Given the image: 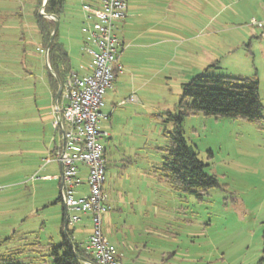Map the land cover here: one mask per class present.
I'll return each instance as SVG.
<instances>
[{
    "label": "rangeland",
    "instance_id": "rangeland-1",
    "mask_svg": "<svg viewBox=\"0 0 264 264\" xmlns=\"http://www.w3.org/2000/svg\"><path fill=\"white\" fill-rule=\"evenodd\" d=\"M85 1L65 0L58 18V39L76 73L83 65ZM172 1L170 15L156 19L166 3L143 0L131 26H116L120 38L125 30L132 40L125 57L137 71H126L125 94L110 103L104 98V113H116L99 124L111 134L102 138L109 207L103 234L124 264H264V121L186 117L184 137L219 184L201 196L175 190L156 173L164 131L175 129L164 122L166 113L175 112L182 85L195 76L257 78L264 105V38L252 26L253 19L264 23V0ZM38 8V0H0V238L16 232L40 247L17 264H44V245L61 242L64 222L60 166L46 164L59 141L54 123L63 93L57 99L51 86L56 76L46 61ZM132 93L139 103L119 106ZM70 229L84 243L91 222L81 216Z\"/></svg>",
    "mask_w": 264,
    "mask_h": 264
},
{
    "label": "built area",
    "instance_id": "built-area-1",
    "mask_svg": "<svg viewBox=\"0 0 264 264\" xmlns=\"http://www.w3.org/2000/svg\"><path fill=\"white\" fill-rule=\"evenodd\" d=\"M129 0H101L99 8L83 4V51L91 58V73L85 76L71 72L63 87V104L57 106L55 128L63 132L47 163L62 167L61 201L68 211L69 226L81 221L80 214L89 215L92 232L83 243L87 259L80 264H124L118 250L104 236L102 218L109 211L104 194L106 182L105 148L99 128L103 117L106 92L113 87L123 67L118 63L120 39L117 24L126 20ZM264 38V23L255 19ZM81 168L87 170L86 179ZM87 186V193L80 190Z\"/></svg>",
    "mask_w": 264,
    "mask_h": 264
},
{
    "label": "trees",
    "instance_id": "trees-1",
    "mask_svg": "<svg viewBox=\"0 0 264 264\" xmlns=\"http://www.w3.org/2000/svg\"><path fill=\"white\" fill-rule=\"evenodd\" d=\"M44 2L45 0H38L39 12L36 14V23L44 51H46L56 21H50L43 16L41 10L47 16L60 18L65 0H47L45 6ZM49 66L56 76L54 78L51 75L50 81L53 91L57 93L72 72L68 51L59 41L58 33L49 49ZM263 111L264 105L257 78L207 73L195 76L190 82L182 85V93L175 112L166 113L164 122L172 123L175 129L164 131L167 146L163 150L161 168L157 169L156 173L175 190L196 196H201L206 191L217 187L219 185L217 178L206 172L207 165L198 158L197 152L184 137L183 124L186 117L202 113L205 116L240 119L260 125L264 121ZM61 236L60 243L50 242L44 245V264H80L81 259L88 258L83 243L74 241L70 226L67 228V233L64 232V222ZM26 239L19 238L16 232L0 239V264H17L19 257H24L31 252L37 254L35 249L40 248L39 242L25 243ZM11 245L15 246L11 247Z\"/></svg>",
    "mask_w": 264,
    "mask_h": 264
},
{
    "label": "crops",
    "instance_id": "crops-1",
    "mask_svg": "<svg viewBox=\"0 0 264 264\" xmlns=\"http://www.w3.org/2000/svg\"><path fill=\"white\" fill-rule=\"evenodd\" d=\"M142 1L143 0H129V5H128V16H127V18H126V20L125 21H123V22H121V23H119L121 26H124V29H125V27H127V26H131L136 20H137V18H139L141 15H140V12H141V10L143 9V7H142V5H141V3H142ZM158 5H161V4H163V3H166V4H164V6H163V8H162V10L163 11H161V10H157V15L156 16H153V18H156V19H160V18H164L165 16H163V17H161L160 15H159V13H163V14H168V15H170V13H171V8L173 7V4H174V2L172 1V0H154ZM184 1H188V0H184ZM87 1H85V3H83V4H89V5H91L92 7H97V8H99L100 6H101V0H89L87 3H86ZM83 6V5H82ZM82 15V17H80V20L82 19L83 21H84V12H83V7H82V9H81V12H80V16ZM264 15V14H263ZM82 24H83V22H82ZM255 28V27H254ZM83 29V28H82ZM82 29H81V31H82ZM159 28H157L156 26L155 27H152L151 28V30H154V32H156V31H159L158 30ZM256 29H258V30H260L259 28H256ZM261 31V30H260ZM83 32V31H82ZM164 32H162V34H163ZM261 33H262V31H261ZM83 35H84V33H83ZM117 35V34H116ZM85 36V35H84ZM118 36V35H117ZM260 36H261V34H260ZM129 36L127 35V32L124 30V33L122 34V36H121V38L118 36V38L120 39V47H119V60H118V63L120 64V65H122V67H123V70L125 71H123V73L122 74H118V76L116 77V80H115V82H114V84H113V87L111 88V89H109L107 92H106V97L108 96V102L110 103V101H116L115 100V96L117 97V96H121L122 94H125L124 93V90L126 89V87H124L123 88V82H125V80L127 79V76H125V73H126V71L128 70H130V71H137V70H135V69H137V67L136 66H133V64L131 63V62H129V59H127L126 57H125V51L126 50H128V51H130V49H131V47L133 46H131L130 45V42H132V40H130L129 38H128ZM263 38V37H262ZM84 42H85V38L83 39V44H82V56L80 57L81 59V64H83V65H81V67H80V71L78 72V73H76V72H74V73H76V74H78L79 76H85V75H88V74H90L91 73V68H90V64H91V58L88 56V54H86L84 51H83V46H84ZM134 44V43H133ZM134 46H138V45H134ZM140 46V45H139ZM45 53H46V51H45ZM68 54H69V57H70V53L68 52ZM86 56L87 57H89L88 59V61H85V60H83L84 58H86ZM70 60H71V57H70ZM83 60V61H82ZM153 60H155V58H154V56H153ZM251 78V77H250ZM61 96V95H60ZM60 99V98H59ZM263 102V101H262ZM131 104V105H137L138 103H139V99H138V97H137V94H135V93H132V94H130L125 100H123L120 104H119V106H126L127 104ZM118 105V104H117ZM117 105H114V109L117 107ZM104 108H105V106H104ZM103 108V109H104ZM116 113V111L115 110H108V113H104V111L102 110V114H103V117L101 118V119H110L111 121L113 120V115ZM56 131L57 132H59V141H58V143H56V141L54 140V148H53V150L57 147V146H60L61 145V143L63 142V132H62V129H56ZM101 134H102V138L103 137H107V138H109V137H111V134L109 133V134H107V133H104V132H101ZM104 148H105V146H104ZM53 150L51 151V152H53ZM50 152V153H51ZM105 159H106V148H105ZM106 162H107V160H106ZM51 163H57V162H50V163H47L46 162V164H51ZM57 164H59V163H57ZM59 166H60V171H61V176L59 177V180H60V185L62 186V167H61V165L59 164ZM81 175H82V177L84 178V179H86V176H87V170L85 169V168H81ZM45 178H47V179H50V178H53V180H55V179H57V177H56V175H54L53 177H52V175H47V176H45ZM80 190L81 191H83L84 193H87V186H82L81 188H80ZM80 216H84V217H86L87 219H89V221L91 222V220H90V216L89 215H84V214H80ZM81 222V221H80ZM79 222V223H80ZM78 224V223H77ZM76 224V225H77ZM76 225H74V226H72V228H75V226ZM73 231H74V229H72ZM91 232H92V224H91ZM91 232L89 233V235L91 234ZM89 235L87 236V238L89 237ZM74 237V236H73ZM1 239V238H0Z\"/></svg>",
    "mask_w": 264,
    "mask_h": 264
},
{
    "label": "water",
    "instance_id": "water-1",
    "mask_svg": "<svg viewBox=\"0 0 264 264\" xmlns=\"http://www.w3.org/2000/svg\"><path fill=\"white\" fill-rule=\"evenodd\" d=\"M46 3H47V0H45L44 6L46 5ZM41 13H42V15L46 16L47 18L53 19V20L56 21L55 29H54V31L52 33L50 43H49L48 48H47L46 53H45L46 61H47V64L49 66V49H50L52 43L54 42L55 35L57 34L58 26H59V19L56 18V17H53V16H51V17L47 16V15L44 14V12H41ZM49 68H50V66H49ZM60 95H61V89L58 91L57 99L60 98ZM63 221H64V232L67 233V228L69 226V220H68V211H67L65 206H64V219H63ZM81 260H85V259H81Z\"/></svg>",
    "mask_w": 264,
    "mask_h": 264
}]
</instances>
